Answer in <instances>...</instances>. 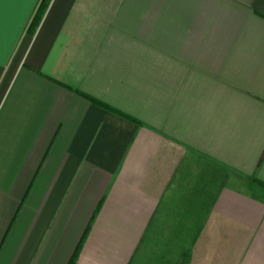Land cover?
<instances>
[{
    "label": "crops",
    "instance_id": "0c3cea01",
    "mask_svg": "<svg viewBox=\"0 0 264 264\" xmlns=\"http://www.w3.org/2000/svg\"><path fill=\"white\" fill-rule=\"evenodd\" d=\"M39 3L3 6L0 264H264V0Z\"/></svg>",
    "mask_w": 264,
    "mask_h": 264
},
{
    "label": "trees",
    "instance_id": "16d2710c",
    "mask_svg": "<svg viewBox=\"0 0 264 264\" xmlns=\"http://www.w3.org/2000/svg\"><path fill=\"white\" fill-rule=\"evenodd\" d=\"M50 1H51V0H40V3H39V5H38V7H37L35 13L33 14L32 18H31V21H30V23H29V25H28V28H27V32H28V33L33 34V33L36 31L37 27H38L39 24H40L41 19L43 18V15H44V13H45V11H46V9H47V7H48ZM85 98H87L90 102H92V103H94V104H96V105H98V106H101V107H103V108H105V109H108V108H107L106 106H104L103 104H101V103H99V102H97V101H95V100H93V99H91V98H88V97H86V96H85ZM258 185H259L261 188L264 189V184L258 183ZM79 247H80V243H79V245L77 246V248H76V250H75V252H74V254H73V256H72V258H71L69 264H72V263L74 262V259H75V257H76V254H77V251H78Z\"/></svg>",
    "mask_w": 264,
    "mask_h": 264
},
{
    "label": "snow or ice",
    "instance_id": "6c2138e0",
    "mask_svg": "<svg viewBox=\"0 0 264 264\" xmlns=\"http://www.w3.org/2000/svg\"><path fill=\"white\" fill-rule=\"evenodd\" d=\"M12 2H15V0H0V32H2L3 29V6L5 3Z\"/></svg>",
    "mask_w": 264,
    "mask_h": 264
}]
</instances>
